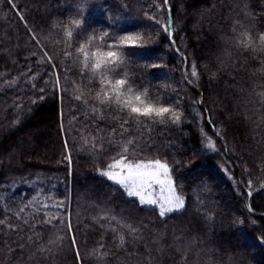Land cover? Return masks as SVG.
<instances>
[{
    "label": "trees",
    "instance_id": "16d2710c",
    "mask_svg": "<svg viewBox=\"0 0 264 264\" xmlns=\"http://www.w3.org/2000/svg\"><path fill=\"white\" fill-rule=\"evenodd\" d=\"M13 3L15 8L0 0V219L15 226V230L0 226V264H76L69 241L48 242L64 231L41 224L45 212L65 210L74 222L82 264H97L87 253L100 244L104 245L101 251L109 253L107 264H264V188H260L264 184V96L258 95L264 93V52L253 53L235 44L241 31L248 30L254 37L264 33V0H169L170 12L162 11L159 23L171 19L175 43L161 29L155 46L125 49V66L118 71L126 72L136 88L149 89L150 95H159L182 112L179 125H153L151 132L146 127L137 132L131 121L125 126L124 136L140 144L130 155L167 160L178 190L186 196V211L163 219L97 175L96 167L118 155L109 140L123 139L117 125L124 114L107 109L103 120L94 119L89 106L104 110L105 105L91 98L99 85L82 79L80 57L75 54L90 31L121 34L156 28L144 14L156 12L157 4L152 0ZM73 18L83 20V32L77 37L79 30H74L69 41L57 22L67 25ZM66 51L72 53L70 58ZM192 63L199 71L198 81L190 75L185 79ZM57 75L60 88L46 87ZM32 76L37 79L30 81ZM78 89L87 104L75 99ZM213 125L221 136L214 134ZM201 129L215 141L216 152L203 148ZM97 136L105 138L104 152L94 161L81 146L85 137L95 142ZM65 141L72 155L70 167L63 160ZM175 160L181 164H173ZM249 180L255 189L251 198L245 191ZM204 184L207 191L201 190ZM33 196L63 200L67 208H42L52 203L47 199L25 207ZM197 197L203 201L199 207L213 214L212 222L197 212ZM21 208L24 211L17 218L14 213ZM104 214L139 227L137 235L142 239L117 247L114 234L102 236L106 229L92 219Z\"/></svg>",
    "mask_w": 264,
    "mask_h": 264
},
{
    "label": "snow or ice",
    "instance_id": "6c2138e0",
    "mask_svg": "<svg viewBox=\"0 0 264 264\" xmlns=\"http://www.w3.org/2000/svg\"><path fill=\"white\" fill-rule=\"evenodd\" d=\"M8 3L12 5L13 8H15V4L13 3V0H8ZM152 3L157 4V11L148 14L145 12V17L148 21H153L156 24V28H153L149 30L150 33L155 32L157 35L160 34V30L162 29L163 33L167 34V37L169 38L171 43H175L171 40L173 36V31L171 28L172 21L171 19L168 21L167 24L161 25L159 23V15L162 11L168 10L170 12L169 7V0H159V3H157V0H152ZM21 20H23V16L20 17ZM69 21H72V27L69 28L68 26L64 25L63 22H57L58 25H61L64 27V34L66 37L69 38V41H71L74 37V30H79L76 35L79 37V35L82 34V23L83 20L81 18H73ZM76 21H82V23L77 24ZM104 31V30H103ZM130 32V31H128ZM126 33V32H124ZM244 36L247 37V44L246 46L250 47L252 44V37L253 34L245 30L243 33ZM120 37V34H117L115 32L110 33L107 32V36L103 37V43L104 46L111 50L114 48H118L120 45L117 43L118 39ZM256 38L260 42L259 46L264 48V33H258L256 35ZM32 39L35 40V35L32 36ZM79 47L75 48V50ZM139 47L136 46H128L126 49H137ZM177 51H179L177 49ZM111 56V51H110ZM45 56H47V53H44ZM64 55L66 57H71V52H65ZM48 62L51 63V57H48ZM40 63H43V60L40 61ZM90 63V61H89ZM80 64V60H79ZM108 65H114V67H108L105 70L110 71L113 74H115V77H127V73L124 72L123 74L118 71V69H121L122 66H125V62L121 64H116L114 59H110L106 62ZM55 67V65H53ZM99 67H104V65H100ZM153 68L160 67L159 65H152ZM90 74V75H89ZM2 75V74H0ZM26 75L24 73L21 74ZM191 76L195 78L197 81L199 80V71L197 69V66L195 63H192L190 66V70L185 72V79H187L188 76ZM30 81H35L37 79L36 76H32L29 78ZM82 79L88 80L92 79L96 84L99 85V88L104 89V95L108 97L107 103H101V105H105V109L102 110L99 107L95 105H90L88 111H91L94 113V119L98 117L99 119H104V111L107 109H111L113 113H123L124 119L118 123L117 127L121 129L120 135L123 137L121 141L117 140H109V143L116 145V151L118 155L111 157L109 163L104 165L103 167H96V173L98 176L103 178L106 182H110L112 185H115L118 187L119 190H122V194L129 197L134 198L135 202L138 203L140 206L149 209L153 212H158V216L160 218H166L169 216V214L173 213H179L183 214L184 211H186V196L183 193L182 190H178V184L177 181L174 179L173 176V167L170 165V163L167 160L161 159V158H155V159H137L130 155V152H134L139 146V141L134 137H125L124 132L127 131L126 125L131 121L132 124L136 126L137 132L142 127H146V130L148 132L152 131L153 125H160L162 127H166L168 125H179L181 123L182 119V112L180 111V114H173L169 117V120L167 122H155L147 117H144L142 119H137L133 115H130L128 112L125 111L123 107L120 106L119 100H117V104L113 105L111 102V96L114 94L112 91V81H108L107 83H101V81H104L105 77L102 74L98 73H92L87 69V65H85V69L82 70ZM16 81L13 80L11 83H15ZM117 84L121 85V87L124 86H130L132 83H130L129 79H116L115 81ZM190 83L192 81H189ZM32 87L35 89L36 84L32 83ZM46 87H55L60 88V77L59 75L56 76L54 80H50L46 82ZM148 95H150L149 89L144 88ZM39 91H44V88L38 89ZM78 94L75 96V99L78 101H82L83 103L87 104L88 101L83 99V93L79 89L77 90ZM118 95V94H116ZM258 95L264 96V93H258ZM152 96V95H150ZM155 97H160L159 95H156ZM177 101H179V97H176ZM202 103V101H200ZM164 103V102H163ZM165 105H173L171 102L164 103ZM115 106V107H113ZM19 107V106H17ZM177 109H179L177 107ZM133 112H137L136 109H132ZM165 111H169V109L165 108ZM137 115L143 116L142 113H138ZM208 123L211 124V119L209 118ZM214 134L216 136H221V133L218 129L215 128L213 125ZM115 129L113 130V135H115ZM201 135L204 137L205 142L203 143V148L210 150L211 152L217 151V146L215 141L211 136H208L207 133L204 132L203 129H201ZM104 137L103 136H97L94 138L95 142H93V139H90L88 137L84 138V144L81 146V151L88 153L90 156L93 157V160L95 161L97 158L103 156V144H104ZM65 155L63 157L64 161H67L69 167L72 164V155L71 150L68 147L67 141H65ZM173 164L179 165L181 164V161L175 160L173 161ZM225 172L228 171V169H224ZM264 171V169H262ZM71 174V173H70ZM260 188H264V184L260 185ZM202 191H207L208 186L207 184H204L201 188ZM195 191V190H194ZM245 191L247 193V197L251 198L255 189H253V185L251 181L249 180L248 184L245 187ZM42 199H47L52 201V203L49 204H42V208H54V209H66L67 205L65 201L63 200H55L52 197H37L33 196L25 205V207H30L33 204H41ZM203 201L197 197V212L201 213L206 221L212 222L214 219L213 214L209 213L206 209H202L199 207L200 204H202ZM245 207L249 213H252L254 209L251 207V204L246 202ZM41 209H37V212L41 211ZM8 211V209H5V213ZM24 211V208H21L19 212L14 213V215L19 218L20 213ZM44 219L41 220V224L44 226L51 225L53 229H58L60 231H64V235L60 236L57 235L56 239H49V244H56L57 242L63 244L64 241H69L70 247L72 251L74 252V260L76 264H82L81 260V251L79 248V241L78 236L76 234V231H74V222L71 218V215L65 210L63 212L57 211L55 213L52 212H45L44 213ZM94 223L98 224L100 227L105 228L106 232L102 233L101 235H105L107 232H111L114 234V236L118 239L119 243L117 247L124 248L125 243H133L136 240L142 239L141 236H138L137 233L140 232L139 227L123 220V218L118 219L116 215L114 214H104V215H97L95 217H92ZM53 221H58V223H53ZM114 222V223H113ZM24 224L28 225L29 227H32L31 224H29V221L27 219H24ZM78 223V221H77ZM238 223L240 225L244 224L243 219H239ZM250 223L255 225L256 220L250 219ZM0 226L7 227L11 230H15V226L12 224L7 223L6 220L0 219ZM3 227H0V232L3 231ZM123 230V231H122ZM126 233V234H125ZM37 237H39V233H35ZM126 235L132 237V240H127ZM32 237H29V240H31ZM178 239V238H176ZM154 243L156 241H153ZM261 243H264V239H261ZM23 247V245H21ZM104 247L103 244H100L98 248L93 249L91 252L87 253L88 256H94L97 260V264H107V261L105 258L109 255L108 251H101V249ZM38 250L40 252H44L45 248L39 247ZM2 251V249H0ZM47 251L51 252L52 249L49 248ZM182 260H186V256L181 257ZM151 264V262H150Z\"/></svg>",
    "mask_w": 264,
    "mask_h": 264
},
{
    "label": "clouds",
    "instance_id": "9594fccd",
    "mask_svg": "<svg viewBox=\"0 0 264 264\" xmlns=\"http://www.w3.org/2000/svg\"><path fill=\"white\" fill-rule=\"evenodd\" d=\"M72 23V21H68L66 26H71ZM76 23L80 24L82 21H76ZM107 32V30L90 31L81 40L79 47L75 50V54L80 57L81 70H84L85 65H87V69L90 72L102 74L105 77L101 83L112 81V91L114 93L111 96L112 104L116 105L117 100H119L120 106L137 119L147 117L155 122H167L171 115L180 114V110L175 105H165L160 97L148 95L145 89H138L133 85L121 87V85L115 82L116 79H127V77H115L112 72L105 70L108 67H114V65L106 64L110 59H114L116 64L126 62L127 54L125 49L128 46H136L139 48L155 46L158 35L150 33L144 28H137L130 32L121 33L117 41L120 46L109 50L104 46L102 40L103 37L107 36ZM244 32H239L235 37L236 46L244 50H251L253 53L264 52V48L259 46L260 42L254 36L252 37L251 46H246L247 37L243 35ZM110 51L111 56L109 54ZM100 65H104V67H99ZM91 98L99 104L107 103L109 99L104 95V89L102 88H98ZM165 108L169 109V111L166 112ZM132 109H136L143 116L137 115V112H133Z\"/></svg>",
    "mask_w": 264,
    "mask_h": 264
}]
</instances>
